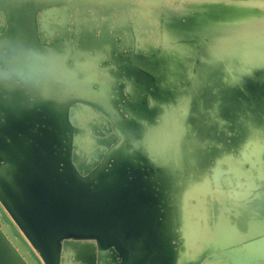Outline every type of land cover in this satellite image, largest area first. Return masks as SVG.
Here are the masks:
<instances>
[{"label":"water","instance_id":"95a60500","mask_svg":"<svg viewBox=\"0 0 264 264\" xmlns=\"http://www.w3.org/2000/svg\"><path fill=\"white\" fill-rule=\"evenodd\" d=\"M0 264H264V0H0Z\"/></svg>","mask_w":264,"mask_h":264},{"label":"rangeland","instance_id":"374dc122","mask_svg":"<svg viewBox=\"0 0 264 264\" xmlns=\"http://www.w3.org/2000/svg\"><path fill=\"white\" fill-rule=\"evenodd\" d=\"M228 81L233 82L235 80L229 79ZM213 97H215V96H213ZM236 97H238V96H236ZM173 155L178 160V163H179L178 166H180L181 168L188 169V170H194V167H196V169H197V166H195V163H196L195 158L202 155V153H201V151H197V150L189 152L186 150H181V148L178 147ZM221 155L224 158H227V159L230 158L227 153H221ZM177 185H178L177 186L178 189L180 190V195L182 198V200H180V202L185 201L186 197H184V196L189 195V191L192 193L194 192L196 196L201 195V194L203 196L205 194V190H207L205 186L195 184L194 182H191L188 180L183 181V182L179 181L177 183ZM229 205H231V204H229ZM192 206H194V203H192ZM233 211H234L233 209L229 210V211L223 210V212L219 211V213L215 214L216 221L214 222L212 228L217 229V227L218 228L221 227L220 229H225L224 231H227V232H231L232 230H234L235 227L232 224V216H230V214H229V213H233ZM251 213H252V211H251Z\"/></svg>","mask_w":264,"mask_h":264}]
</instances>
